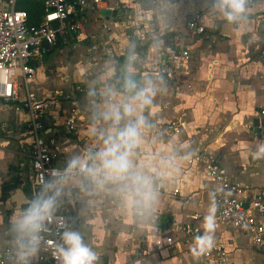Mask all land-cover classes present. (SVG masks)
<instances>
[{"label": "crops", "instance_id": "crops-1", "mask_svg": "<svg viewBox=\"0 0 264 264\" xmlns=\"http://www.w3.org/2000/svg\"><path fill=\"white\" fill-rule=\"evenodd\" d=\"M104 1L103 7L88 6L83 13L86 24H95L85 29L87 38L68 41L79 43L88 54L83 55L84 62H72L73 48L63 51L67 42H58L29 80L34 96L44 102L46 133L65 164L80 158L84 149L103 147L100 133L106 135L111 122L98 113L106 101L119 102L130 95L123 92L130 58L133 78L146 87L170 49V38L177 35L178 44L189 50L188 72L151 83L153 102L143 110L148 123L135 159L153 176L152 203H134L115 185L83 189L80 175L49 179L50 195L60 192L57 211L69 213L71 219L76 214L72 228L96 251L100 257L96 264H264V241L256 245L242 228L217 220L215 193L220 186L207 175L205 161H187L199 149L217 159L239 188L227 192L243 200L264 186V128L254 124L255 120L264 124V0L246 5L236 22L213 17L212 0ZM119 3L125 9L117 17ZM195 13L205 26L200 35L186 28L187 18ZM56 67L60 78L51 89L42 88ZM98 95L103 99L92 102ZM72 101L77 122L68 133L63 124ZM11 108L18 116L2 117ZM177 119L184 124L167 130V124ZM25 120L22 109L0 99V250L9 246L15 254L16 234L13 230L9 234L2 217L8 213L11 221L19 215L6 210L3 194L20 185L25 197L33 200ZM4 122L6 130L1 127ZM20 199L16 194L12 201ZM26 206L18 209L20 214ZM259 220L264 223V216ZM184 224L199 228L203 240L193 236L166 245L165 237H181L177 228ZM210 245H221L225 260L198 254Z\"/></svg>", "mask_w": 264, "mask_h": 264}, {"label": "built area", "instance_id": "built-area-1", "mask_svg": "<svg viewBox=\"0 0 264 264\" xmlns=\"http://www.w3.org/2000/svg\"><path fill=\"white\" fill-rule=\"evenodd\" d=\"M42 4L43 13L38 23H28V15L24 10L15 8L17 0H0V99L4 104H13L15 108L22 109L26 115L25 131L29 138L27 156L30 160L31 191L33 200L43 196H51L50 178H70L82 175L79 169H72L70 164H65L52 139L46 133V125L41 115L44 102L37 99L28 89L29 80L36 73V65L58 43L69 40H85L87 38L84 24L87 19L83 14L88 6L101 8L104 0H35ZM261 0H247L246 5H251ZM105 30L108 26L101 23ZM186 28L192 35H200L205 31L201 24V15L195 13L186 20ZM179 37L170 38V49L162 58L160 65L152 72L150 81L153 84L168 81L178 72H188L189 50L178 44ZM23 86L22 94L20 86ZM123 92H127L123 88ZM103 97L95 96L92 102L101 101ZM107 100L111 99L109 97ZM264 113V112H262ZM77 122L75 101L64 122V128L69 133L75 129ZM184 122L177 119L167 124V130H175ZM8 124L2 123V129H7ZM258 128H264L258 125ZM88 150H83V157ZM188 163L205 161L206 173L219 183L215 193L217 201V220L223 224L242 228L256 245L264 241V223L259 218L264 216V186L250 199L243 200L227 190L238 185L231 181L219 164L217 159L207 158L202 149L195 151L187 159ZM26 206L23 209H26ZM22 209V210H23ZM21 210V212H22ZM72 226V219L66 212L57 211L51 221L46 222V227L40 234L41 245L39 258L33 264L47 261L49 264H60L56 251L57 244L62 241L64 224ZM180 238L167 236L164 238L166 245L179 244L184 239L198 236L201 231L194 225L184 224L179 226ZM162 240V239H161ZM161 240H157L161 244ZM203 257H215L217 261L225 260L227 254L221 245H210L198 250ZM0 264H18L16 254L6 246L0 250Z\"/></svg>", "mask_w": 264, "mask_h": 264}, {"label": "clouds", "instance_id": "clouds-1", "mask_svg": "<svg viewBox=\"0 0 264 264\" xmlns=\"http://www.w3.org/2000/svg\"><path fill=\"white\" fill-rule=\"evenodd\" d=\"M246 4L247 0H212V15L236 22L244 16ZM131 62L130 58L124 78V88L130 95L119 102L106 101L104 110L98 113L99 117L111 122V130L106 135L100 133L103 147L74 158L69 167L79 169L87 182L82 181L83 189L115 185L134 203L148 206L156 197L154 179L144 166L137 164L135 157L143 138L142 130L148 123L143 110L152 104L155 89L150 81L146 87L137 83ZM52 186L46 185L47 188ZM59 194L58 189L51 196L17 202L18 205L28 203V207L10 221L16 234L18 264H33L39 258L40 234L59 207ZM64 229L62 241L56 248L60 264H96L100 257L84 242L82 235L70 224H64Z\"/></svg>", "mask_w": 264, "mask_h": 264}, {"label": "rangeland", "instance_id": "rangeland-1", "mask_svg": "<svg viewBox=\"0 0 264 264\" xmlns=\"http://www.w3.org/2000/svg\"><path fill=\"white\" fill-rule=\"evenodd\" d=\"M124 9H125V7L122 6V5H120V3H119L118 8L116 9L117 14H114V15L117 16V17L120 16V15H122V13L124 12ZM86 23L84 24L85 29H87L89 27L90 28L95 27V24H92V22H90V24L89 23L86 24ZM84 47H89V44H84ZM71 48H73V50H74L73 55H72L73 56L72 62L74 61L75 64L78 63V62H84L83 55L85 53L83 52V49H82V47H80L79 43H76V42H67L65 44V47L63 48V51H66L67 49H71ZM85 55L88 56V54H85ZM80 68L81 67L78 66V69H80ZM55 69L56 70L53 73H51L50 76H49V79H51V80H49V79H47V81L45 80V82H43L42 85H41L42 88H44V89H51L52 88V84H54V83H56L58 81V79L60 78L61 75H60L59 70H57V67ZM49 84H51V85H49ZM28 89L33 94V88L31 86V83L30 82H28ZM22 91H23V86L21 85L20 86V93H22ZM14 112L15 111L11 108V111L4 113V116H2V117H8L9 116V113L11 115H13L14 117L15 116H18L17 112H15V113ZM24 190L28 194L30 193V190H29V187L28 186H25L24 187ZM16 212L18 213V215H20L19 210H16Z\"/></svg>", "mask_w": 264, "mask_h": 264}, {"label": "water", "instance_id": "water-1", "mask_svg": "<svg viewBox=\"0 0 264 264\" xmlns=\"http://www.w3.org/2000/svg\"><path fill=\"white\" fill-rule=\"evenodd\" d=\"M254 124L257 127L258 121L255 120ZM256 130L258 131V128H256ZM12 180L15 182L16 179L13 178ZM16 194H18L21 197L20 201H22V200H24L26 198L25 195L23 194L22 190H21L20 185L15 186L11 191L4 192V194H3V204H4V206H5L7 211L18 210V209H21L23 205L28 204V203H23V204L18 205L17 202H20V201H17L16 203H14L12 201V198ZM26 199H27L28 202H30V200L28 198H26ZM8 217H9L8 213L4 214V216L2 217V221H3V223L6 224L8 230H9V234L12 235V232H11L12 231V227H11L10 221L8 220ZM72 219H73L74 227H76V225H77L76 214L72 215ZM13 235H15V234H13ZM37 264H49V262L44 261V262H39Z\"/></svg>", "mask_w": 264, "mask_h": 264}, {"label": "trees", "instance_id": "trees-1", "mask_svg": "<svg viewBox=\"0 0 264 264\" xmlns=\"http://www.w3.org/2000/svg\"><path fill=\"white\" fill-rule=\"evenodd\" d=\"M15 8L19 10H24L28 15V23L32 24L38 23L40 16L43 13L42 4L35 0H17ZM4 186L5 185H3L2 189H4Z\"/></svg>", "mask_w": 264, "mask_h": 264}, {"label": "flooded vegetation", "instance_id": "flooded-vegetation-1", "mask_svg": "<svg viewBox=\"0 0 264 264\" xmlns=\"http://www.w3.org/2000/svg\"><path fill=\"white\" fill-rule=\"evenodd\" d=\"M12 179H13V178H12ZM12 181H13V180H12ZM12 181H11V182H12ZM11 184L13 185V183H11Z\"/></svg>", "mask_w": 264, "mask_h": 264}]
</instances>
